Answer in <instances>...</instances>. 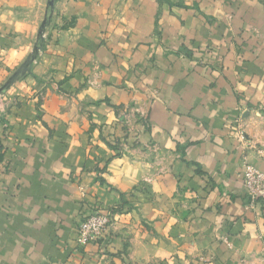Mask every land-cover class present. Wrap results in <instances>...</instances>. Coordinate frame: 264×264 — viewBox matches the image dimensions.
<instances>
[{"label": "crops", "instance_id": "crops-1", "mask_svg": "<svg viewBox=\"0 0 264 264\" xmlns=\"http://www.w3.org/2000/svg\"><path fill=\"white\" fill-rule=\"evenodd\" d=\"M47 4L0 0V87ZM43 40L0 96V264H264V0H57Z\"/></svg>", "mask_w": 264, "mask_h": 264}, {"label": "built area", "instance_id": "built-area-1", "mask_svg": "<svg viewBox=\"0 0 264 264\" xmlns=\"http://www.w3.org/2000/svg\"><path fill=\"white\" fill-rule=\"evenodd\" d=\"M244 190L254 205L261 195L264 194V171L254 167L252 164L246 165L244 176ZM117 211H90L80 223L77 231L78 247H86L96 243L105 235L116 221Z\"/></svg>", "mask_w": 264, "mask_h": 264}, {"label": "water", "instance_id": "water-1", "mask_svg": "<svg viewBox=\"0 0 264 264\" xmlns=\"http://www.w3.org/2000/svg\"><path fill=\"white\" fill-rule=\"evenodd\" d=\"M56 1L57 0H48L45 18L41 25L40 31H39V39H38L37 44L34 47L32 55L27 59L26 63H24V65H22V67H20V69H18V71L15 74H13L12 77L0 88V95L5 93L12 86V84L16 80H18L22 75H24L26 71L30 68V66L36 61L39 52L42 50L43 43H44V40H43L44 33L52 18Z\"/></svg>", "mask_w": 264, "mask_h": 264}, {"label": "rangeland", "instance_id": "rangeland-1", "mask_svg": "<svg viewBox=\"0 0 264 264\" xmlns=\"http://www.w3.org/2000/svg\"><path fill=\"white\" fill-rule=\"evenodd\" d=\"M18 71V70H17ZM16 71V72H17ZM15 72V73H16ZM14 73V74H15ZM13 75V74H12ZM12 75L10 76V78L12 77ZM9 78V79H10ZM8 79V80H9ZM7 80V81H8ZM3 86V85H2ZM1 86V87H2ZM0 87V88H1ZM2 95V94H1ZM0 95V96H1ZM263 119H264V117H263ZM251 128H252V125H251ZM251 128H250V125L249 126H240L239 127V129H238V131H237V133H238V136H239V138L242 140V141H244L246 144H248V145H251V144H257V140H256V137L255 136H253L252 134H251ZM263 130H264V128H263Z\"/></svg>", "mask_w": 264, "mask_h": 264}, {"label": "trees", "instance_id": "trees-1", "mask_svg": "<svg viewBox=\"0 0 264 264\" xmlns=\"http://www.w3.org/2000/svg\"><path fill=\"white\" fill-rule=\"evenodd\" d=\"M49 23H50V22H49ZM43 44H44V43H43ZM37 58H38V57H37ZM36 60H37V59H36ZM32 65H33V64H32ZM32 65H31V66H32ZM31 66H30V68H31ZM30 68H29V69H30ZM29 69L26 71V73L29 71ZM26 73H25V74H26ZM25 74H24V75H25ZM24 75H22L20 78H22ZM20 78H19V79H20ZM118 210H119V209H116L115 211H118Z\"/></svg>", "mask_w": 264, "mask_h": 264}]
</instances>
